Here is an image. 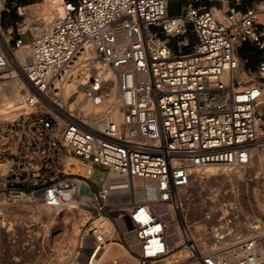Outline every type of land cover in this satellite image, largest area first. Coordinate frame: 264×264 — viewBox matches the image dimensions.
I'll list each match as a JSON object with an SVG mask.
<instances>
[{"label": "built area", "instance_id": "built-area-1", "mask_svg": "<svg viewBox=\"0 0 264 264\" xmlns=\"http://www.w3.org/2000/svg\"><path fill=\"white\" fill-rule=\"evenodd\" d=\"M208 2L172 15L168 0H63L48 24L17 6L21 20L4 29L0 0V81L26 86L16 115L0 119V204L87 196L85 264L111 243L138 264L183 248L181 264H264L235 219L211 226L219 249L203 250L185 213L207 168L247 166L264 147V59L253 71L238 54L244 41L264 50V0L246 11L243 0Z\"/></svg>", "mask_w": 264, "mask_h": 264}, {"label": "rangeland", "instance_id": "rangeland-1", "mask_svg": "<svg viewBox=\"0 0 264 264\" xmlns=\"http://www.w3.org/2000/svg\"><path fill=\"white\" fill-rule=\"evenodd\" d=\"M30 1L31 3L27 2L28 4H25L22 3V0H7V10L2 12V27L7 29V27H4L3 22L10 23L14 19L17 21L21 20V17H19L17 13V6H25L27 11L25 17L29 15L45 17L43 8L40 5V3L44 2L45 0ZM34 29H38V27ZM189 37L192 43L196 41V38L192 32L189 33ZM30 41L31 39L29 37L27 42ZM176 43L177 39H173L171 42V45L174 49L176 48ZM189 49L190 48H187L185 50ZM259 161L260 158L257 157L254 163L244 167L242 170L243 178L241 180H237V178L234 176H232V180H228L229 178H227L225 182L216 179H212V181L211 178L205 177L202 180L203 182L199 181V183H195L191 191V195L185 204L186 210H189V208L192 209L195 205V207H197L202 212L199 213L198 211V213L193 214L192 216L190 212L188 217L189 220H200L195 222L194 226L198 225L200 227V225H202L203 227V225L205 226L206 224V226L210 228L213 225H218V220L223 215H227L228 217H231L232 220L235 219L233 221L234 226H236V228L245 235L250 236L252 234L258 236V243L260 244L261 251L263 252L264 157L261 160V163H259ZM211 201H213V203ZM223 204H228L226 206L227 211L223 208ZM210 205H213V208H209ZM257 206L261 207V209ZM17 208H23L24 210L21 212ZM44 210L45 209H41L34 204L33 206H7L0 210V264H85L83 248L85 246H90L91 241L89 239L83 240V237H85V235L88 233L91 226L89 222L85 223L86 218H90L91 216V209L87 207V210L89 211L83 210L78 217H74L71 220L64 222L63 226H61L62 224L59 219L51 222V219H49L51 216L46 214ZM221 210H224L225 213H222ZM212 211L217 213L215 220L212 221V219H210L208 221H204L203 218L208 212ZM24 216L27 217V219ZM41 216L42 218H40ZM79 217H81V220H79ZM98 221L99 220H96V222ZM105 222L109 221L105 220ZM200 222L203 224H200ZM49 225H52L57 229L53 234L54 237L57 236L56 241L60 244L59 249L63 251V256L62 254L51 253V245L46 240V235L48 234L46 226ZM64 226L69 230V235L68 239H64L62 241ZM108 230L111 231V229ZM111 233L114 232L111 231ZM205 236L206 234L202 235L201 237ZM114 246L116 250H120L122 247L117 244ZM122 248L124 249V247ZM125 250L127 249L125 248ZM178 250L182 249H177L174 253L179 252ZM129 254L133 256L130 252ZM112 259L113 258H110L108 262L101 264H112ZM120 259L122 262L125 260V262L128 264H133L126 259ZM162 264H166V261H164Z\"/></svg>", "mask_w": 264, "mask_h": 264}, {"label": "bare ground", "instance_id": "bare-ground-1", "mask_svg": "<svg viewBox=\"0 0 264 264\" xmlns=\"http://www.w3.org/2000/svg\"><path fill=\"white\" fill-rule=\"evenodd\" d=\"M62 2H63V0H45L44 2L40 3V5L43 8V12L45 15L44 18H45V21L47 24L55 16H57L58 14H60L62 12ZM38 29H40V28H38ZM29 53H30V48L28 46H24L21 49V51L18 53V55H19L20 59L23 61L24 58ZM25 87H26L25 83L21 78H11V79H4V80L0 81V119L11 118V117L16 115V110L19 107H21L25 101V97H26ZM256 153H257L258 157L260 158L259 163H261V160L264 157V147L259 148ZM254 162L255 161H252L251 163H254ZM244 167L245 166H235L234 167V166H229V165H212L206 169V171L204 172L202 177H203V179L205 177H209V178H211V180L216 179V180H221V181L225 182V180L227 178H229L228 180H232L233 179L232 176H234L235 178H237V180H241L243 178L242 170L244 169ZM203 179H200L199 181H202ZM188 199H189V197H188ZM211 202L213 203V201H211ZM88 203H89V198L87 196H84V197H82V199H72V200L68 201L65 204V206H63V207H53L52 208V207H45V206L40 205V204H34V205H36L37 207H40L41 209H45L44 210L45 213L51 216V218L49 217V219H51V222L59 219V221L62 224L61 226H63L64 222H67L74 217H78L79 214H81V212L83 210L89 211V210H87V204ZM227 205L226 204L222 205L226 211H227V209H226ZM7 206H12V205L0 204V210H2L3 208H5ZM19 206H33V204H25V205H19ZM12 207H18V206H12ZM257 207H259V206H257ZM209 208H213V205H210ZM259 208L261 209V207H259ZM18 210H20L22 212L24 209L19 208ZM38 211H40V210H38ZM186 211H187V213H186ZM198 211H199V213H202L197 207H195V205L192 209H190V208H189V210L185 209L187 219L189 217L190 212H191V216H192L193 214L198 213ZM221 212L225 213L224 210H221ZM45 213H42V214H45ZM216 215H217V213H215L214 211L208 212L207 215L203 218V220L208 221V220L212 219V221H213V220H215ZM36 216H37V214H36ZM42 216L40 218H42ZM25 218L27 219V217H25ZM88 219L89 218H86L85 223L87 222ZM79 220H81V217H79ZM38 221H39V219H38ZM188 221L190 223H192L190 231L194 237L196 236L195 239L199 242V246L201 249H203V250H216V251H217V249H219V247H217V244L215 243V240H216L215 236H217L216 235L217 232L215 231L214 227H212V230L209 231V229L211 227L210 228L207 227L205 223H204L205 226L203 225V227H202V225H200V227L198 225L194 226L195 222H198L200 220L191 221L188 219ZM202 222H200V224H203ZM104 225L106 226L107 230L111 229L112 232L115 231V226L112 223L104 222ZM46 227H47V232H48V234L46 235V240L51 245V249H50L51 253H58V254H62V256H63V253H62L63 251H61L59 249L60 244H59V242L56 241L57 236L54 237V234H53L57 229L54 228L52 225H49ZM176 228L178 229V231H177V236L173 240L174 244L181 243L183 241V238H184L182 231L179 229L180 227L177 225ZM248 230H249V228H248ZM108 231H110V230H108ZM47 232H45V233H47ZM38 233H39V231H38ZM204 234H206V236L201 237ZM68 235H69V230L64 226L63 227V234H62V238H63L62 241L64 239H68ZM250 237L257 240V242L259 240L257 235L251 234ZM114 245H116V244L111 243L108 245L107 252L104 254L102 260L97 264L106 263L109 261L110 258H116V257L126 259V260L132 262L133 264H138L137 259L134 258L133 256H131L129 254V251L125 250V248L123 249L122 247L120 248V250L119 249L116 250ZM229 247L234 248L236 246H235V244H232V245L228 246V248ZM255 250H256L258 256L264 258V254H263L264 251L263 252L261 251L259 243L256 244ZM178 251L179 252H176V253L173 252L174 254L171 253L167 258H165V260L162 261V263L164 261H166V264H181L182 263L181 261L185 260L189 256V250L187 248H183L182 250H178ZM229 251H230V249L223 248L219 251V253H220V255L228 256ZM9 262H11V261H9ZM75 264H78V263H75Z\"/></svg>", "mask_w": 264, "mask_h": 264}, {"label": "crops", "instance_id": "crops-1", "mask_svg": "<svg viewBox=\"0 0 264 264\" xmlns=\"http://www.w3.org/2000/svg\"><path fill=\"white\" fill-rule=\"evenodd\" d=\"M255 1L258 0H243V3L238 6V9L241 11H246ZM25 3V2H22ZM205 4L212 5L213 3L208 2V0H168V12L172 15H177L183 13L188 4ZM217 7H221L222 4L216 3ZM223 10H226L227 7L224 5ZM4 17V16H3ZM264 20V17H262ZM17 22V20H12L10 23L3 22L4 27L12 26ZM238 54L242 60V64L246 69H251L256 71L258 64L264 59V50L257 47L251 41H244L238 47ZM264 112V108L262 109Z\"/></svg>", "mask_w": 264, "mask_h": 264}, {"label": "trees", "instance_id": "trees-1", "mask_svg": "<svg viewBox=\"0 0 264 264\" xmlns=\"http://www.w3.org/2000/svg\"><path fill=\"white\" fill-rule=\"evenodd\" d=\"M22 2H25V4H28L27 2H30L31 3L30 0H22Z\"/></svg>", "mask_w": 264, "mask_h": 264}]
</instances>
